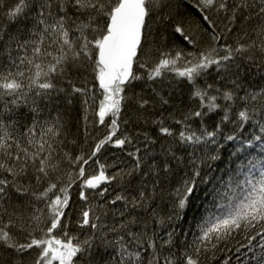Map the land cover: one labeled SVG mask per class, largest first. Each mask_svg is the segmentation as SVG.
<instances>
[{
	"label": "trees",
	"instance_id": "16d2710c",
	"mask_svg": "<svg viewBox=\"0 0 264 264\" xmlns=\"http://www.w3.org/2000/svg\"><path fill=\"white\" fill-rule=\"evenodd\" d=\"M120 1L0 0V264H264V0H146L108 91Z\"/></svg>",
	"mask_w": 264,
	"mask_h": 264
},
{
	"label": "water",
	"instance_id": "95a60500",
	"mask_svg": "<svg viewBox=\"0 0 264 264\" xmlns=\"http://www.w3.org/2000/svg\"><path fill=\"white\" fill-rule=\"evenodd\" d=\"M146 0H121L113 11L108 34L100 46L98 61L103 69L100 86L111 90L118 85L126 86L133 76L134 61L138 57L143 41L147 19ZM107 183L100 174L87 182L89 189H97ZM88 223V214L85 216Z\"/></svg>",
	"mask_w": 264,
	"mask_h": 264
},
{
	"label": "rangeland",
	"instance_id": "374dc122",
	"mask_svg": "<svg viewBox=\"0 0 264 264\" xmlns=\"http://www.w3.org/2000/svg\"><path fill=\"white\" fill-rule=\"evenodd\" d=\"M55 255H56V258H58V257H57V254H55Z\"/></svg>",
	"mask_w": 264,
	"mask_h": 264
}]
</instances>
